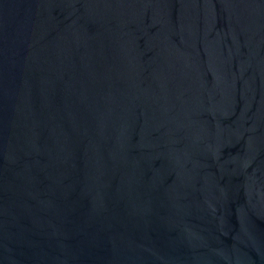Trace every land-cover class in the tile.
Listing matches in <instances>:
<instances>
[{
  "label": "water",
  "instance_id": "95a60500",
  "mask_svg": "<svg viewBox=\"0 0 264 264\" xmlns=\"http://www.w3.org/2000/svg\"><path fill=\"white\" fill-rule=\"evenodd\" d=\"M0 264H264V0H0Z\"/></svg>",
  "mask_w": 264,
  "mask_h": 264
}]
</instances>
